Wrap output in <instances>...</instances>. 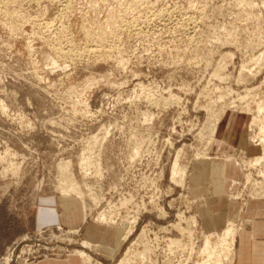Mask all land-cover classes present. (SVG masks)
Segmentation results:
<instances>
[{"label": "rangeland", "instance_id": "rangeland-1", "mask_svg": "<svg viewBox=\"0 0 264 264\" xmlns=\"http://www.w3.org/2000/svg\"><path fill=\"white\" fill-rule=\"evenodd\" d=\"M239 116L253 150L238 152L233 197H264V163L251 164L264 153V0H0V264L77 251L124 264L146 246L156 264H199L223 230L191 225L188 177L171 172L221 156L216 132ZM67 198L81 226H42L40 207ZM91 222L123 232L114 257L83 238Z\"/></svg>", "mask_w": 264, "mask_h": 264}, {"label": "crops", "instance_id": "crops-1", "mask_svg": "<svg viewBox=\"0 0 264 264\" xmlns=\"http://www.w3.org/2000/svg\"><path fill=\"white\" fill-rule=\"evenodd\" d=\"M245 125L239 116L229 135H219L217 130L213 145L222 155L196 158L191 163L187 185L204 232L224 230L229 222L242 225L236 238L234 264H264V197H233L245 186V173L238 152L253 150L242 132ZM222 126L230 127V122ZM55 204L58 209L50 205L40 207L38 219L42 226L47 222L70 228L81 226L84 215L77 200L67 198ZM122 236L120 228L92 222L83 231V238L102 244L101 251L109 257L118 253ZM81 258L78 254H67L25 264H83Z\"/></svg>", "mask_w": 264, "mask_h": 264}, {"label": "bare ground", "instance_id": "bare-ground-1", "mask_svg": "<svg viewBox=\"0 0 264 264\" xmlns=\"http://www.w3.org/2000/svg\"><path fill=\"white\" fill-rule=\"evenodd\" d=\"M260 140H261V144L264 146V136L262 134H261ZM263 163H264V153H263V155L257 156L256 158H254L251 162L253 168L256 166H262ZM171 173H172L171 174L172 180L177 181L178 185L179 184L184 185L186 178L189 175V171L186 168V166L185 167L180 166L178 159H176ZM65 190L68 191L69 189L66 188ZM72 190H74L77 193H79L80 195H82V192L78 187H76V188L73 187ZM114 219H115V216L113 215V213H111L109 211L108 212L103 211L102 213H100L97 220L99 222H102V223L105 222L106 223V221L112 222V221H114ZM136 222L137 221L134 218L133 226L136 224ZM197 224H198V220L195 217H193L191 219V225L196 226ZM173 228H178L182 233H188L189 234L190 243H191L190 244L191 248L190 247L189 248L191 249V256L193 258L194 243L195 242H193V240H192V236H193L192 229H190V228L187 229V227L186 228L183 227V225H181L180 223L175 225ZM132 229H133V227H131V229L128 232L126 237H128L130 235V233L132 232ZM237 234H238V229L235 228V225L233 223L229 222V224L223 230V235L221 234L222 236L219 237L218 240L213 241L211 234L206 235L205 240L203 242L204 246L200 252L201 262L199 264H224L225 260H229L230 257L234 254V243H235V239H236ZM176 241H179V240H176ZM85 245L90 246V243L86 242ZM148 250L149 249L147 246L145 247V249L143 251H138L136 253H132L131 250H129V251H127L124 258L121 259L122 260L121 263L132 264L133 263L132 261H134V259L136 260L137 256H138L140 261L137 263L135 262L133 264H156L151 260L149 253H148ZM77 253L83 258L84 264H91L92 257L90 255L86 254L84 251H77ZM191 256H190V259H191ZM188 258H189V256L187 257V260H189Z\"/></svg>", "mask_w": 264, "mask_h": 264}]
</instances>
